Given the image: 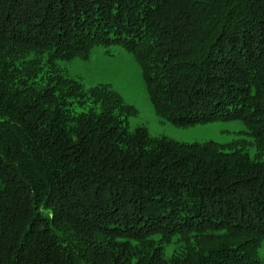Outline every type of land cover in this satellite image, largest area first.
I'll return each instance as SVG.
<instances>
[{
  "label": "trees",
  "instance_id": "1",
  "mask_svg": "<svg viewBox=\"0 0 264 264\" xmlns=\"http://www.w3.org/2000/svg\"><path fill=\"white\" fill-rule=\"evenodd\" d=\"M111 45L163 119L264 145V0H0V264H264V149L130 128L65 74Z\"/></svg>",
  "mask_w": 264,
  "mask_h": 264
},
{
  "label": "rangeland",
  "instance_id": "2",
  "mask_svg": "<svg viewBox=\"0 0 264 264\" xmlns=\"http://www.w3.org/2000/svg\"><path fill=\"white\" fill-rule=\"evenodd\" d=\"M65 74L81 80L87 87L108 84L134 105L137 114L129 118L130 128L148 127L154 136H166L182 142L214 141L223 145H243L255 156L264 145L241 119L216 120L179 126L163 119L155 110L135 57L120 46H97L88 60L74 59L64 65ZM261 144V145H260ZM175 244L166 249L169 256ZM264 263V243L259 250Z\"/></svg>",
  "mask_w": 264,
  "mask_h": 264
}]
</instances>
